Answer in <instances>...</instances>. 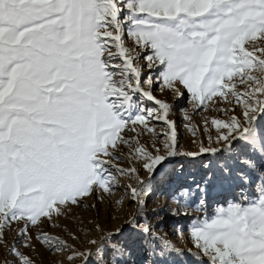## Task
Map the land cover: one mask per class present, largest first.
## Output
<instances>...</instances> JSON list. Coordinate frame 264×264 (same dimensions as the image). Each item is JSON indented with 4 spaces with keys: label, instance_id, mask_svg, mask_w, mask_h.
Listing matches in <instances>:
<instances>
[{
    "label": "snow or ice",
    "instance_id": "snow-or-ice-1",
    "mask_svg": "<svg viewBox=\"0 0 264 264\" xmlns=\"http://www.w3.org/2000/svg\"><path fill=\"white\" fill-rule=\"evenodd\" d=\"M0 264H264V0H0Z\"/></svg>",
    "mask_w": 264,
    "mask_h": 264
},
{
    "label": "rangeland",
    "instance_id": "rangeland-1",
    "mask_svg": "<svg viewBox=\"0 0 264 264\" xmlns=\"http://www.w3.org/2000/svg\"><path fill=\"white\" fill-rule=\"evenodd\" d=\"M246 48H249V50H251V45L250 42H246L245 44ZM154 95L157 96V98L159 99H166L167 102H169L170 104H179L181 107L185 108L188 113L193 115V124H197L198 122L201 123L202 125V121L203 118L205 116L210 115L207 112H202L199 115H196L193 113V110L191 108V105L189 103H187V101L181 100V101H177L176 97L172 96L169 93H160V92H155ZM211 107V105H209ZM223 105H221L222 107ZM183 115V113H179V112H173L172 113V118L176 119L178 116ZM158 127H162V126H158ZM181 131V142L182 144L185 146V148H188L189 145V141L192 139V135H191V130L190 129H185L183 127H181L180 129ZM151 137H149L146 140V143L151 144ZM191 147L194 149L195 146L191 145ZM179 160H181L182 163L185 164V171L183 173V175L180 177L181 182L187 183V184H191L194 181L199 182L203 176H204V170L202 168L199 167V165L196 164H189L188 160L186 158H177ZM207 159V158H205ZM167 167L170 169L172 167V165H167ZM177 168H179V165H176ZM165 189H167V185H165ZM258 189L257 188H253L251 190V192H249V194L251 195L252 192H257ZM253 199H255V196H252ZM219 199V203L213 202L211 204V206L209 207L208 210V215L211 216L214 214L215 210L217 207L220 206H224L226 207V201H232V200H236L237 202L240 200V190L236 189V191H228V192H224L222 194V196ZM153 202V204L151 205V203ZM150 207H156L157 209V213L153 214V218H155V215H159L161 218H164L163 221H161V224H163L164 226V232H167L169 234V237L171 239V241L180 249H190L192 252H195L196 249L193 247V245L191 244L190 241H188L187 239H181L178 238L176 236H173L172 233L174 231V227L173 225L176 222L182 223L185 226H188L192 221H189L187 219L184 218H177V217H171L168 215V211L172 208L175 207V205L172 203L171 199H170V193L168 190H162L160 192H157L150 200ZM125 211H129V209L127 207H125ZM118 215L123 216L124 213L119 212V209H117L116 213ZM199 215V214H198ZM119 221H114L113 223H118ZM153 222H156V219L153 220ZM185 236H187V233H185ZM184 258L185 259H191V257L188 256V253L185 252L184 253Z\"/></svg>",
    "mask_w": 264,
    "mask_h": 264
}]
</instances>
